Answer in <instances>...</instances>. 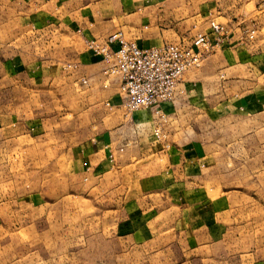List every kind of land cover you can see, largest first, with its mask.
Returning a JSON list of instances; mask_svg holds the SVG:
<instances>
[{"label":"rangeland","instance_id":"rangeland-1","mask_svg":"<svg viewBox=\"0 0 264 264\" xmlns=\"http://www.w3.org/2000/svg\"><path fill=\"white\" fill-rule=\"evenodd\" d=\"M13 1L0 0L1 113L3 109L6 113L32 111L33 115L20 116L26 120L32 116L42 118L49 141L67 132L77 143L99 131L112 129L111 121L118 125L120 113L115 112V119L105 116L110 114L105 113L102 95L92 101L88 107L92 109L80 110L82 96L76 95L86 88L81 85L64 88L59 80L53 82L60 76L77 77L76 71L62 73L59 64L82 50L74 33L78 15L68 17L69 21L51 22L52 17L37 19V24L31 27L33 23L28 15L18 14V2ZM214 4L218 11L224 4L236 9L235 17L245 29L242 39L247 35L246 42H250L244 41L248 57H255L261 64L258 68L261 74L239 94L246 93L253 84L264 87V0H214ZM259 6L261 12L257 13ZM230 20L208 21L227 28ZM48 60L53 76L46 80L40 75L46 70L43 63ZM100 88L94 86V94L100 93ZM32 93L36 96L30 98ZM205 93L208 105L221 100L208 89ZM205 93L202 90L193 109L171 129L167 130L168 125L163 128L161 142L178 147L198 143L204 151L208 123L204 113ZM36 99L43 103L42 111L36 108ZM19 105L25 109L13 110ZM92 118L102 126H95ZM171 123L172 119L169 126ZM208 124L210 132L212 125ZM233 125L227 122L224 132L230 156L223 165L222 173L226 177L220 178L218 171L212 180L206 179L203 170L188 180L194 184L188 191L174 188L172 194L165 190L161 196L164 213L143 229L135 227L134 234L148 231L149 235L163 237L159 240L131 239L127 236L131 227L121 224L126 212L130 213L125 211V201L144 193L135 177L129 182L122 180L116 191L106 183L102 191L86 182L76 188L70 179L60 177L47 183L50 179L45 176L30 178L25 172L19 175L23 163L13 162L12 145H0V264H264V120L255 132V148L259 144L255 150L257 162L247 160L254 156L252 138H247L252 133ZM155 146L149 150L153 154L158 148ZM2 155H10L7 163ZM145 164L146 171L164 170ZM162 164L166 165L165 161ZM139 169L136 163L127 176Z\"/></svg>","mask_w":264,"mask_h":264},{"label":"crops","instance_id":"crops-1","mask_svg":"<svg viewBox=\"0 0 264 264\" xmlns=\"http://www.w3.org/2000/svg\"><path fill=\"white\" fill-rule=\"evenodd\" d=\"M15 2H18L17 6L20 9L18 14H27L30 23L32 21L31 27L37 24V19L52 17L51 22L60 19L69 21L68 17L78 15H75L79 19H76L74 33L82 50L73 58L58 63L62 73L69 74L76 71L77 77L62 79V76L56 75L60 77L54 78L53 82L59 80L64 88L74 85L86 88L76 95L82 96L80 110L92 109L88 108L92 101L96 100L97 95H102L105 99L103 102L105 113L110 114L105 116L110 118L113 116L112 119H115L117 114L115 112L120 113L118 125L111 121L112 129L99 131L86 140L76 143L67 132L62 133L63 137L49 141L42 125L44 121L42 118L33 119L32 116L26 120L20 116L32 114V111L24 114L17 111L6 113V109H3L4 114L0 111V145L3 147L5 144L12 145L13 162L23 163L19 175L25 172L30 178L45 176L50 179L47 183L55 177L68 178L71 180V185L73 183L77 185L76 188L82 182H86L91 188L101 191L105 183L112 191H116L122 180L129 182V179L135 177L140 182V190L144 193L125 201V211L130 210V213L126 212V218L121 224L131 227L130 234H127L131 239L159 240L163 237L156 234V237L149 235L148 231L142 232L141 235L134 234L137 232L135 227L143 229L164 213L161 196L165 190H170L171 193L174 188L188 191L191 185L194 186L188 180L193 179L203 170L206 171V179L212 180L218 171L221 172L220 178L226 177L222 171L224 163L230 159L224 137L227 122L229 125L235 123L233 126L238 130L252 133L247 138H252L254 156L247 160L259 161L255 156V150L259 148V144L255 148V132L261 128L264 120V87L253 84L246 93L239 94V91L244 87L248 88L250 81L261 74L262 70L258 69L261 64L255 57H248L249 50L246 49V45L250 43L246 42L248 36L244 38L246 44L242 39L245 29L239 18L235 17L236 9H231L230 5L224 4L218 11L214 0L172 2L171 0H14L13 3ZM21 2L26 4L22 5ZM256 10L260 13V6ZM213 18H231L227 24L229 33L226 39L206 57L197 73H185L176 100L173 104L163 106L164 113L172 119L171 125L167 127L169 130L181 116L193 109L196 101L200 100L202 90L205 93L208 89L221 98L219 102L214 100L208 105L205 93L204 113L212 129L209 132L207 129L209 124L206 123L204 151L198 143H186L179 147L168 145L154 137L151 111H137L125 115L121 106L119 81L116 78H108L106 80L108 86L103 87L104 63L101 57L86 49L85 41L104 42L115 33H121L125 39L135 41L139 47L144 48L181 41L188 43L198 34L208 35L213 41L208 23V20ZM115 47L114 44L112 48ZM50 63L48 60L42 65V68L46 66V70H42L43 74L40 77L45 76L46 80L53 76L49 70ZM73 65L74 67H69ZM83 80H86L87 84H83ZM99 85L100 93L94 94L92 88ZM35 96L36 94L32 93L30 98ZM36 100L38 101L36 108L42 111L43 103L39 99ZM107 102L112 108L105 106ZM15 109H25V107L19 105L13 107V110ZM91 120L95 126H102L95 118ZM244 141L243 139L242 142ZM155 145L158 148L153 154L149 150ZM242 151L244 154L245 150ZM9 156L2 155L3 161L7 163ZM164 161L166 165L162 164ZM136 163H139V171L131 173L130 177L127 176L131 172L130 167H134ZM145 163L153 165L155 170L158 167L162 169L164 167V170L161 173L146 171L143 169Z\"/></svg>","mask_w":264,"mask_h":264},{"label":"built area","instance_id":"built-area-1","mask_svg":"<svg viewBox=\"0 0 264 264\" xmlns=\"http://www.w3.org/2000/svg\"><path fill=\"white\" fill-rule=\"evenodd\" d=\"M209 28L213 41L208 35L198 34L188 43L181 41L144 48L135 41L125 39L121 33H115L104 42L87 40L85 47L101 57L104 63L103 87L108 86V78L119 81L125 115L151 111L154 137L161 141L164 138L163 128L170 124L163 106L174 103L185 73L200 69L206 57L228 35L226 26L221 23L210 21ZM249 38H252V33ZM114 44L116 47L112 48ZM82 83L87 84V81ZM105 106L112 108L109 102Z\"/></svg>","mask_w":264,"mask_h":264}]
</instances>
